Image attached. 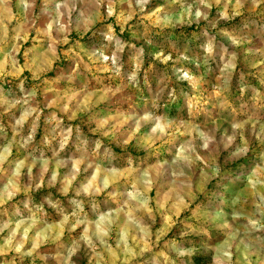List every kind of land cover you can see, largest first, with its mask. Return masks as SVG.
<instances>
[{"label": "clouds", "instance_id": "1", "mask_svg": "<svg viewBox=\"0 0 264 264\" xmlns=\"http://www.w3.org/2000/svg\"><path fill=\"white\" fill-rule=\"evenodd\" d=\"M261 34L264 0H0L2 264H264Z\"/></svg>", "mask_w": 264, "mask_h": 264}, {"label": "rangeland", "instance_id": "2", "mask_svg": "<svg viewBox=\"0 0 264 264\" xmlns=\"http://www.w3.org/2000/svg\"><path fill=\"white\" fill-rule=\"evenodd\" d=\"M222 7V6H221ZM215 12V10H214ZM106 24H116L115 20H106L105 21V25ZM97 27H101V25H97ZM139 32L141 34V36H144L146 34H150L151 30L144 24H138L137 25ZM116 29L117 32L120 31L119 25H116ZM197 32V28L194 25L192 28L190 29H185L183 30V34L178 31L175 33V35H173L172 37L165 39L164 37H158L157 39L160 40L161 46L167 51H173L172 47H171V42H174L176 44L177 47H179L181 50H183L187 45L189 41H192V47L195 48L196 44L195 41L193 39V33ZM128 33H125V37L127 38ZM72 39L73 41H75L76 39H78V37L76 36L75 33H73L72 35ZM257 39L261 42V44H264V34H261L260 36L257 37ZM32 47L31 43L29 44H25L24 48H29ZM63 51H67V49H64ZM173 55H175V52H173ZM65 60L68 59L67 56L64 57ZM86 59V58H85ZM253 59L252 57L249 58H245V57H241V61H240V66L238 68V71L236 73L235 76V80L238 82L240 80V73L243 72L244 74V78L246 79V81L257 87L260 88L262 91H264V66H262L261 68H256L253 67ZM21 63H24L23 60V49L21 50ZM159 67V65L157 66ZM82 70L85 74H91L92 73V69L89 68V66L85 63L82 66ZM145 74H148L151 81L153 82L154 86H158V81L160 79L158 72L157 71H150L149 68L146 66L145 68ZM25 76H29L30 77V73L29 72H25L24 73ZM82 80H84L85 85H87V80L85 79L84 76L81 77ZM105 79L104 74L103 73H97L95 76H93L92 79V84L93 86H97L100 83L103 82V80ZM216 77L213 76L211 77V81H215ZM109 83H112V81H109ZM119 83V82H117ZM42 87L44 88V92L41 93V97H43V95L45 93L49 94L52 98H55L56 95H58V93L55 92H51L50 86L48 85H42ZM184 87L187 88L188 85L184 84ZM210 86H209V91H210ZM236 106L240 107L244 104H247L252 111H256L257 108L260 109H264V103L261 104H257L256 99L251 96V95H246L244 97L240 96V93L237 91L236 93ZM215 95H213V99H215ZM196 98L193 97L191 100L188 101V104H192L193 100H195ZM209 101L207 99H205L203 101V104L208 105ZM180 107L179 104L173 106V110L175 111L176 109H178ZM54 110V109H53ZM208 111L205 110L204 113L202 114L203 116H208ZM182 115H186V116H190L191 115V109H187L185 113H182ZM198 116L201 115V113H197ZM75 123H79V121H75ZM43 132V128L41 129V134ZM9 135H11V133H9ZM40 136L38 135L37 139L39 140ZM117 151H120L119 149H117ZM218 155V154H215ZM257 162H264V158H259L258 157V161ZM55 190H53L54 192ZM36 195L37 200L39 199V194H34ZM153 195H155V193H153ZM20 199H23V197H20ZM47 208V206H46ZM50 214H51V210H49ZM88 259L87 258L85 260L82 261V264H88ZM203 259V260H202ZM207 258L206 257H201L198 259V264H202L203 261H205ZM0 264H2V261H0ZM36 264H41V262L39 260H37ZM208 264H210V261L208 262Z\"/></svg>", "mask_w": 264, "mask_h": 264}, {"label": "trees", "instance_id": "3", "mask_svg": "<svg viewBox=\"0 0 264 264\" xmlns=\"http://www.w3.org/2000/svg\"><path fill=\"white\" fill-rule=\"evenodd\" d=\"M203 260V259H202Z\"/></svg>", "mask_w": 264, "mask_h": 264}]
</instances>
